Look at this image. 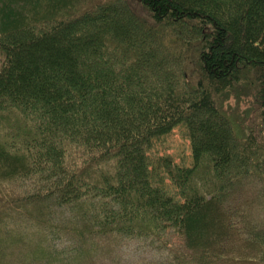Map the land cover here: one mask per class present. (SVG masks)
Here are the masks:
<instances>
[{"label": "trees", "instance_id": "obj_1", "mask_svg": "<svg viewBox=\"0 0 264 264\" xmlns=\"http://www.w3.org/2000/svg\"><path fill=\"white\" fill-rule=\"evenodd\" d=\"M0 55V264H264V132L224 106L264 126V0H0ZM178 125L191 165L151 159Z\"/></svg>", "mask_w": 264, "mask_h": 264}, {"label": "rangeland", "instance_id": "obj_2", "mask_svg": "<svg viewBox=\"0 0 264 264\" xmlns=\"http://www.w3.org/2000/svg\"><path fill=\"white\" fill-rule=\"evenodd\" d=\"M137 6V5H136ZM138 8V7H137ZM2 56L0 55V63ZM224 106L228 108V112L232 118L239 121L235 126L240 136L245 133L256 134L259 137L264 132L263 119L261 112L257 107L256 101L252 96L240 97L239 99L230 96L224 101ZM152 148L148 151L151 159L158 156H169L171 160L180 165H191V147L190 141L185 134V128L182 125L174 127L166 135L154 139ZM169 241L173 244H180L179 236L171 234L168 236ZM128 250L121 252L123 262L128 264H142L143 262H151L152 257L148 251H134L133 245H129ZM153 254V253H152ZM155 264V263H154Z\"/></svg>", "mask_w": 264, "mask_h": 264}]
</instances>
